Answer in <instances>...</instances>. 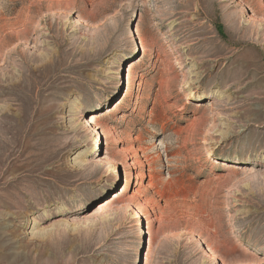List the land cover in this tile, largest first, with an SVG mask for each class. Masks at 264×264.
<instances>
[{
	"label": "rangeland",
	"instance_id": "1",
	"mask_svg": "<svg viewBox=\"0 0 264 264\" xmlns=\"http://www.w3.org/2000/svg\"><path fill=\"white\" fill-rule=\"evenodd\" d=\"M0 264H264V0H0Z\"/></svg>",
	"mask_w": 264,
	"mask_h": 264
},
{
	"label": "bare ground",
	"instance_id": "2",
	"mask_svg": "<svg viewBox=\"0 0 264 264\" xmlns=\"http://www.w3.org/2000/svg\"><path fill=\"white\" fill-rule=\"evenodd\" d=\"M180 47V49H184V47L183 46H179ZM188 70H191L190 68L188 69ZM119 74H120V72H118V76H117V79H120V77H119ZM217 93V95H218V92H216ZM220 96V95H219ZM98 141V137L96 136L95 138H94V142L96 143ZM80 154H82V157H81V162H84V161H86L87 159H86V157L88 156V152L87 151H82V152H80Z\"/></svg>",
	"mask_w": 264,
	"mask_h": 264
}]
</instances>
